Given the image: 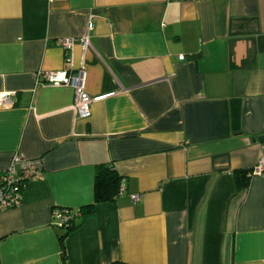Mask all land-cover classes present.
<instances>
[{
	"label": "crops",
	"instance_id": "1",
	"mask_svg": "<svg viewBox=\"0 0 264 264\" xmlns=\"http://www.w3.org/2000/svg\"><path fill=\"white\" fill-rule=\"evenodd\" d=\"M89 17V47L65 55L55 40ZM65 56L89 96L114 93L88 118L72 88L37 81ZM9 95L0 171L18 152L43 172L0 211V264H264V0H0ZM101 164L123 194L64 234L53 214L93 203Z\"/></svg>",
	"mask_w": 264,
	"mask_h": 264
},
{
	"label": "built area",
	"instance_id": "2",
	"mask_svg": "<svg viewBox=\"0 0 264 264\" xmlns=\"http://www.w3.org/2000/svg\"><path fill=\"white\" fill-rule=\"evenodd\" d=\"M92 28V17H89L87 18L84 32L80 36L77 38H58L55 40V43L62 48L66 55L73 48L75 42L78 41L82 52H84L89 47L88 38ZM177 58L178 60H185L186 56L180 54ZM67 59L65 56L67 66L60 70L37 72V81L51 86H68L72 88L74 92V100L71 105L72 111L79 118H88L91 113L90 107L94 102L105 98H112L114 93L89 96L85 91L86 69L83 66L76 69L70 68ZM5 98H10V95L8 97L0 96V106L8 104ZM262 170H264V159H260L257 162L252 172L260 173ZM42 172V166L38 159L27 158L18 152L13 153L7 167L0 171V211L18 206L26 184L30 181L41 179ZM131 198L136 201L139 199V195H131ZM61 212L62 210H58L53 214V217L57 220V225H61L66 220V214Z\"/></svg>",
	"mask_w": 264,
	"mask_h": 264
},
{
	"label": "trees",
	"instance_id": "3",
	"mask_svg": "<svg viewBox=\"0 0 264 264\" xmlns=\"http://www.w3.org/2000/svg\"><path fill=\"white\" fill-rule=\"evenodd\" d=\"M249 172L250 170H244L235 173L237 188L240 189L247 186L248 180L250 179ZM123 192L124 185L122 177L116 172L114 167L110 164L97 166L94 171L93 203L77 210L69 208L62 209L61 213L66 214V220L61 225L56 224V227L64 229V234L71 231L78 225L76 223V217L91 211L95 203L114 201ZM64 234L60 236V240L63 239Z\"/></svg>",
	"mask_w": 264,
	"mask_h": 264
},
{
	"label": "water",
	"instance_id": "4",
	"mask_svg": "<svg viewBox=\"0 0 264 264\" xmlns=\"http://www.w3.org/2000/svg\"><path fill=\"white\" fill-rule=\"evenodd\" d=\"M6 99V101L9 103L10 102V99L9 98H5Z\"/></svg>",
	"mask_w": 264,
	"mask_h": 264
}]
</instances>
